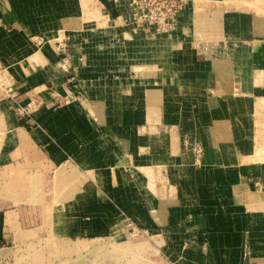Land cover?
<instances>
[{"label":"crops","instance_id":"1","mask_svg":"<svg viewBox=\"0 0 264 264\" xmlns=\"http://www.w3.org/2000/svg\"><path fill=\"white\" fill-rule=\"evenodd\" d=\"M126 3L0 0V63L35 104L0 139L22 159L6 196L73 250L127 254L137 231L140 264H264V0H189L160 35L122 23Z\"/></svg>","mask_w":264,"mask_h":264},{"label":"rangeland","instance_id":"2","mask_svg":"<svg viewBox=\"0 0 264 264\" xmlns=\"http://www.w3.org/2000/svg\"><path fill=\"white\" fill-rule=\"evenodd\" d=\"M6 103L9 104L8 109H2L3 104L7 106ZM18 107L9 99L0 100V139L7 134L20 133L26 127L15 123V119L19 121L18 118L25 117L18 113ZM258 116L264 117V108ZM253 128L258 140L253 154L264 160V122ZM236 129L242 134L247 133L249 127L237 126ZM3 144L0 140V147ZM21 160L20 157L9 159L8 154L0 149V264H140V234L137 231L129 234L127 254L115 245H112L111 252L105 251L104 243L97 241L81 243L85 246L82 251L79 248L73 250L70 249L71 244L78 242L50 236L53 229L41 217H48L47 209L46 214H42L40 206L28 204L31 199L25 197L23 189L20 195L11 200L6 196V180L11 176L8 171L13 170L17 161ZM37 196L34 195V201L39 200ZM48 215H51L49 207Z\"/></svg>","mask_w":264,"mask_h":264},{"label":"built area","instance_id":"3","mask_svg":"<svg viewBox=\"0 0 264 264\" xmlns=\"http://www.w3.org/2000/svg\"><path fill=\"white\" fill-rule=\"evenodd\" d=\"M128 13L122 17V23L129 25L135 32L153 34H170L177 25L178 15L187 7L189 0H126ZM51 43L57 53L66 51L67 37L60 31ZM38 43H46L50 40L38 39ZM14 87L9 80L7 68L0 63V100L9 99L12 104H17L13 95ZM18 113L28 116L34 109L33 102L18 103ZM130 226V221L125 222Z\"/></svg>","mask_w":264,"mask_h":264}]
</instances>
